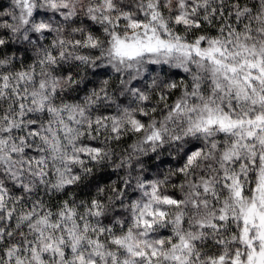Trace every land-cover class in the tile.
Here are the masks:
<instances>
[{
	"label": "clouds",
	"instance_id": "1",
	"mask_svg": "<svg viewBox=\"0 0 264 264\" xmlns=\"http://www.w3.org/2000/svg\"><path fill=\"white\" fill-rule=\"evenodd\" d=\"M0 264H264V0H0Z\"/></svg>",
	"mask_w": 264,
	"mask_h": 264
}]
</instances>
